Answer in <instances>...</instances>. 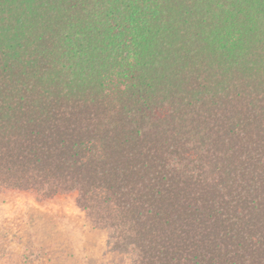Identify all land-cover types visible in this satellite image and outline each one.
<instances>
[{
  "label": "trees",
  "instance_id": "16d2710c",
  "mask_svg": "<svg viewBox=\"0 0 264 264\" xmlns=\"http://www.w3.org/2000/svg\"><path fill=\"white\" fill-rule=\"evenodd\" d=\"M8 191L131 264H264V0H0Z\"/></svg>",
  "mask_w": 264,
  "mask_h": 264
},
{
  "label": "rangeland",
  "instance_id": "374dc122",
  "mask_svg": "<svg viewBox=\"0 0 264 264\" xmlns=\"http://www.w3.org/2000/svg\"><path fill=\"white\" fill-rule=\"evenodd\" d=\"M108 231L77 205L75 194L41 200L32 193H0V264H131Z\"/></svg>",
  "mask_w": 264,
  "mask_h": 264
}]
</instances>
